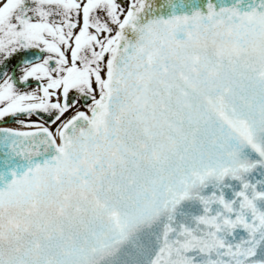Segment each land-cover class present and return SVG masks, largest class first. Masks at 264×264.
<instances>
[{
  "label": "snow or ice",
  "instance_id": "snow-or-ice-1",
  "mask_svg": "<svg viewBox=\"0 0 264 264\" xmlns=\"http://www.w3.org/2000/svg\"><path fill=\"white\" fill-rule=\"evenodd\" d=\"M0 264H264V0H0Z\"/></svg>",
  "mask_w": 264,
  "mask_h": 264
},
{
  "label": "water",
  "instance_id": "water-1",
  "mask_svg": "<svg viewBox=\"0 0 264 264\" xmlns=\"http://www.w3.org/2000/svg\"><path fill=\"white\" fill-rule=\"evenodd\" d=\"M199 2H200V6L203 7L207 3V0H199ZM214 2L219 7L221 3H231L232 0H214Z\"/></svg>",
  "mask_w": 264,
  "mask_h": 264
}]
</instances>
